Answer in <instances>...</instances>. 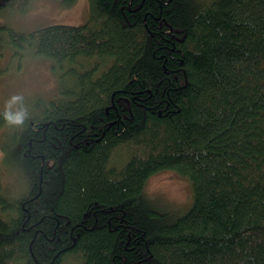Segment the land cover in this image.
<instances>
[{"label": "trees", "instance_id": "trees-1", "mask_svg": "<svg viewBox=\"0 0 264 264\" xmlns=\"http://www.w3.org/2000/svg\"><path fill=\"white\" fill-rule=\"evenodd\" d=\"M89 2L80 26H0V58L60 78L22 123L0 114L24 184L0 176V264H264V0ZM163 170L192 188L178 217L145 196Z\"/></svg>", "mask_w": 264, "mask_h": 264}, {"label": "rangeland", "instance_id": "rangeland-1", "mask_svg": "<svg viewBox=\"0 0 264 264\" xmlns=\"http://www.w3.org/2000/svg\"><path fill=\"white\" fill-rule=\"evenodd\" d=\"M68 5L62 0H32L23 13L0 14V26L7 25L18 32H31L51 25L80 26L90 18L89 0H74ZM7 46V45H6ZM3 46L0 58V114L4 112L5 101L13 95L22 100L12 109L28 105L33 98L51 100L58 93L59 77L52 68V61L46 58L11 57L10 48ZM6 126H0L1 181L6 194L15 198L23 191L21 173L9 170L3 163ZM145 196L154 208L174 216L184 214L192 204V188L189 181L172 170H163L152 175L146 182Z\"/></svg>", "mask_w": 264, "mask_h": 264}, {"label": "clouds", "instance_id": "clouds-1", "mask_svg": "<svg viewBox=\"0 0 264 264\" xmlns=\"http://www.w3.org/2000/svg\"><path fill=\"white\" fill-rule=\"evenodd\" d=\"M22 100L21 95H13L11 99L5 101V106H4V117L6 120L12 123H22L24 120V117L26 115V109L23 107L19 108L15 113L12 112V106L18 101Z\"/></svg>", "mask_w": 264, "mask_h": 264}]
</instances>
